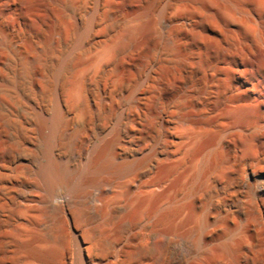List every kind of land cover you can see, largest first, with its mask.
<instances>
[{"label":"bare ground","instance_id":"1","mask_svg":"<svg viewBox=\"0 0 264 264\" xmlns=\"http://www.w3.org/2000/svg\"><path fill=\"white\" fill-rule=\"evenodd\" d=\"M102 15L109 21L106 29L114 21H122V28L90 47ZM23 21H30L27 27ZM20 36L26 38V52L18 56L28 85L33 84L36 58L43 64L56 55L57 45L73 43L55 70L66 86L64 102L55 95L52 114L39 116L38 130L49 155L38 169L42 187L32 192L33 199L31 183L10 184L0 170V264H48L52 259L54 228L31 211L37 196L60 200L61 206L93 198L109 225L114 204L131 193V208L154 228L152 246L135 247L121 262L126 251L108 240L110 229L91 227L86 214L74 212L79 224L72 232L75 264H182L168 255L165 228L205 242L215 231L227 238L233 223L241 228L240 237L234 247L226 240L216 245L210 253L214 264H239L243 257L246 264H260L264 0H0V53L7 58L13 54L11 47ZM33 37H39V45L30 42ZM130 56L138 60V71L150 69L147 88H133L105 112L103 135L84 151L85 170L73 183L51 157L68 122L65 105L85 106L88 79L99 85L100 74L110 66L125 76ZM8 67H0L2 89L10 85L3 71ZM109 87L106 80L103 88ZM115 112L118 120L110 126ZM84 155L80 152L78 158ZM12 161L23 163L24 157L18 154ZM107 187L114 189L112 195H103ZM174 248L183 256L181 244Z\"/></svg>","mask_w":264,"mask_h":264},{"label":"rangeland","instance_id":"2","mask_svg":"<svg viewBox=\"0 0 264 264\" xmlns=\"http://www.w3.org/2000/svg\"><path fill=\"white\" fill-rule=\"evenodd\" d=\"M118 15L120 16V14ZM105 18V15H102L100 21H97L98 27L95 32V39L89 42L90 47L94 46L96 41L111 38L121 30L122 21H114L115 24L112 23V28L106 29L104 26L107 23L109 24V21H104ZM79 19L81 20L78 21L79 25L83 26L86 22L83 21V15L79 16ZM28 22L30 21H23L25 26ZM45 22L47 28H49L48 26H51L50 21ZM30 42L37 46L40 39L39 37H33ZM72 43V40L65 41L61 45L54 43L55 47L56 45L60 46L58 51L55 52L56 55L47 61V58H44L43 64H41L43 61L39 58L34 60L33 67L36 69L34 68L31 75V79H33L31 85H28L25 81V72L18 56L20 52H26V38L20 36L14 41L11 47L14 53H11L8 58L0 53L1 64H9L8 69L6 68L3 71L5 79L10 83L9 87L0 88V170L5 173L10 184L31 183L30 189L32 190L30 194L33 199L34 194L32 192L36 194L37 188L42 187L38 169L49 160V155L44 150L43 138L38 130L39 116L49 117L52 114L55 95L59 96L58 98L64 102L66 86L65 83L57 80L55 70L59 61L67 54ZM30 55L32 57L36 56L32 53ZM129 60L130 71L123 77L120 76L118 68L110 66L100 74L99 85L95 84L92 77L88 79V99L85 106L71 108L65 105L68 122L55 145L51 157L62 166L65 174L68 177L70 176L69 178L73 183L81 179V175L85 170L86 153L84 151L87 152L96 145L103 135L105 112L119 105L123 97L128 95L133 88L138 90L143 89V87L144 89L147 88V84H144V82L150 74V69L140 72L137 69L138 60L134 56H130ZM106 80L110 81V87L104 90L103 84ZM11 83H14L15 87ZM123 84L126 86L122 87ZM147 99L148 93L142 99L143 106ZM118 116L119 114L116 112L113 114L110 126L116 124ZM165 118H167V115H165ZM48 132L47 129L46 133ZM126 140L128 139L126 138ZM80 152L83 155L85 154L82 159L78 158ZM18 154H22L24 157L23 163L12 161L13 157ZM188 166H190L189 161L186 163V167ZM127 179L128 177H125L123 180L126 181ZM113 190L109 187L103 195H112ZM69 196H71V193L67 194V197ZM132 197L133 193L126 195L114 204L111 215L112 220L107 225L106 217L96 207L99 202L93 198L79 197L76 205L61 206L59 204L60 200L37 196L36 200L31 202L33 206L31 211L35 215L37 214L38 220L44 222L50 228H54V232L51 231L50 233L53 239L56 240V249L48 264L76 263L77 248L72 232L79 229V224L73 216L74 212L86 214L91 227L94 226L99 230L104 227L110 229L107 236L108 240L118 244L126 251L125 258L121 262L130 258L129 255L133 254L137 246L144 249L150 248L154 241L152 238L154 228L150 226L147 219L140 220L131 208ZM38 215L40 218H38ZM123 218L127 219L126 223H122ZM231 226L233 230L227 238L223 239V233L215 231L214 235L206 239L205 242L198 240V236L186 234L179 230H176V232L172 228H165L164 231L167 236L164 244L168 250V255L171 258L181 259L182 264H214L210 253L216 249V245L222 240H226L230 243V246L234 247L235 241L240 237L241 228L234 223ZM176 244H181L184 247L183 256L175 250ZM240 260L239 264H246L244 257ZM260 264H264V256Z\"/></svg>","mask_w":264,"mask_h":264}]
</instances>
